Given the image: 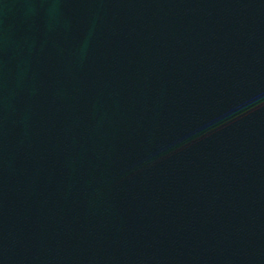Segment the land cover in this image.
Returning a JSON list of instances; mask_svg holds the SVG:
<instances>
[{
	"label": "water",
	"instance_id": "1",
	"mask_svg": "<svg viewBox=\"0 0 264 264\" xmlns=\"http://www.w3.org/2000/svg\"><path fill=\"white\" fill-rule=\"evenodd\" d=\"M264 0H0V264H264Z\"/></svg>",
	"mask_w": 264,
	"mask_h": 264
},
{
	"label": "clouds",
	"instance_id": "2",
	"mask_svg": "<svg viewBox=\"0 0 264 264\" xmlns=\"http://www.w3.org/2000/svg\"><path fill=\"white\" fill-rule=\"evenodd\" d=\"M264 110V94L254 96L245 102L237 105L236 109L229 113L227 117L219 121L217 126L211 129L212 133L219 131L223 127H227L235 121H239L254 114L257 111Z\"/></svg>",
	"mask_w": 264,
	"mask_h": 264
}]
</instances>
